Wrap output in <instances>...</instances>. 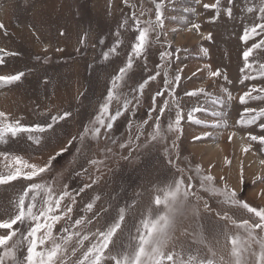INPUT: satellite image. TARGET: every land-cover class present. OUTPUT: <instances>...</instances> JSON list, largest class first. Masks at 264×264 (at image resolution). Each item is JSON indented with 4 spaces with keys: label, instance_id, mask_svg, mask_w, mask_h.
<instances>
[{
    "label": "rangeland",
    "instance_id": "374dc122",
    "mask_svg": "<svg viewBox=\"0 0 264 264\" xmlns=\"http://www.w3.org/2000/svg\"><path fill=\"white\" fill-rule=\"evenodd\" d=\"M214 2L215 0H200V3L197 0H164L166 19L159 41H156L153 33V43L148 49L146 61L141 58L134 62L122 88L124 96L131 102L130 110L115 122L110 136L102 135L98 141L90 136L85 137L83 143L79 138L74 141L73 146L54 161L50 172L41 174L33 181L21 178L10 184L0 185V220L15 214L19 196L30 183L49 185L57 195L67 185L68 191L76 200L71 214L73 220H61L55 225L53 234L61 235V228L64 226L71 229V223L76 218L92 217L93 212L106 209L89 225L94 231L98 223L100 229L104 230L118 216L119 208L127 206L125 222L117 240L118 246L122 248L128 243V237L135 234L134 225L139 222L141 215L153 206L156 189L172 182L174 178H180L175 167L168 164L169 157L163 151L165 146L171 148L174 139L178 147L171 150V159L184 170L183 178L186 183L188 176L193 177L194 190L202 199L199 202L192 200V205L198 207L199 215L188 212V218L184 222L186 232L177 233L169 251L179 253L184 259L189 255L205 257L207 247L198 243L201 233L206 238V244L216 247L215 239H223L225 228L232 233L237 231L231 223L225 224L219 219L216 213H226L238 223L243 220L254 223L258 220L254 214L238 206L222 205L221 197L211 196L199 188L197 168L202 174L213 176L216 187L223 189L227 186L229 190H236L238 199L250 207L264 208V182L258 179L264 178V164H261L264 160V145L248 139L249 133L259 136L264 135V131L257 125L243 127L237 123L245 107L239 104V95L253 84H264L259 79L240 83L244 74L241 72L242 52L246 48L240 36L245 27L251 26L253 22H260L258 11L248 13L246 8L259 5L260 0H233L232 5L227 0H221L218 19H214V9L203 7L204 3ZM226 7L233 8L231 19L225 14ZM141 10L146 13L140 17L142 20L149 17L155 19V6L151 0H127V4L125 0H0V23L5 26L0 29V48L6 52L19 53L17 56L5 57V63L0 65V75L25 72V77L18 83L0 85V111L5 112L10 120L20 119L22 124L29 126L50 122L52 115H62L65 111L72 113L66 120L55 125L54 130L42 134L39 145L28 141L26 137L9 139L7 144H0V152L21 155L31 163L42 165L72 137H79L83 133L84 127L98 114L111 78L124 66L131 51L135 32L120 26L133 12L139 15ZM131 23L129 20V24ZM193 24L200 25L199 31L192 28ZM61 31L65 32L64 36L60 35ZM117 31L121 33L119 37L116 36ZM208 33L212 34L211 41L204 38ZM100 39L105 40L104 45L99 44ZM117 39L121 41L117 54L105 62L103 52L112 47ZM255 39L259 40L260 37ZM81 40L85 41L83 45ZM251 43L249 41L248 46ZM45 47L47 52L44 51ZM58 47L64 51H56ZM78 47L81 49L79 52L76 51ZM204 48L208 49L207 56L201 51ZM165 50L173 53L170 66H165L169 78L174 77L179 68H183L180 73L181 81L175 86L176 98L185 116L182 121L183 134L167 132L168 123L174 120L175 109H165L160 123L167 139L160 143H147L148 135L155 126V117L159 115V107L165 99H172L166 91L163 96L156 97L157 111L152 112V118L149 119L153 96L165 88V69L158 67L162 63L159 54ZM253 59L264 63V51L254 54L250 62ZM89 65L97 70L93 72ZM205 65H211L212 70L220 69L231 83L225 81L223 76L209 78ZM197 69L204 71L192 76ZM158 71L160 75L155 80H149L144 92L139 93V83L156 75ZM200 87L208 95H185V92ZM223 87H227L235 99L221 106L214 101L218 97L226 99L221 92ZM257 105L264 106V103L250 102L249 106ZM197 106H203L209 113L212 110L222 112L223 115L219 118L212 117L209 113L196 114L209 124L218 119L220 126L214 128L189 123L187 113ZM115 107L116 103L113 102L111 111L114 112ZM144 120H148V123L143 124ZM140 125H143L142 135ZM101 131L104 132L103 129ZM203 132H210L211 135L206 139L193 141L194 136ZM137 135H140L139 141L135 139ZM129 139L140 147L132 151L131 157L125 160L121 157L128 156L130 149L121 150L119 144L126 143ZM146 143L147 147L144 146ZM245 147H249L248 152L244 151ZM106 148L112 149V152L105 154ZM91 160H96L97 163L94 165ZM5 163L11 164V161L5 162L0 157V174L6 175L9 171ZM85 184H91V187L77 194ZM97 196L98 200L95 199ZM42 199L43 193L37 198L38 204ZM204 201L213 210L211 213L204 211ZM89 202H94L93 212L85 211ZM69 203L71 200L66 198L62 207ZM25 223L30 224L27 221ZM13 227L16 229L21 226L17 224ZM6 231L0 229V234ZM257 233L264 235L259 230ZM23 234H27L26 230ZM18 237L22 239L20 233ZM87 246L89 242L86 241L85 248ZM26 249L27 242L22 251L17 252V257L25 256ZM81 251L77 252V257L81 255ZM5 264L14 262L6 258Z\"/></svg>",
    "mask_w": 264,
    "mask_h": 264
},
{
    "label": "snow or ice",
    "instance_id": "6c2138e0",
    "mask_svg": "<svg viewBox=\"0 0 264 264\" xmlns=\"http://www.w3.org/2000/svg\"><path fill=\"white\" fill-rule=\"evenodd\" d=\"M155 6V19L151 17L142 20L140 17L146 13L141 10L139 15L133 12L130 18H126L120 27L130 28L135 32L134 42L131 43V51L127 55V60L124 66L120 67L117 74L111 78L110 87L107 89L106 96L99 106L98 114L93 120L89 121V125L84 127L83 133L79 137H72L65 146L61 147L53 155H50L44 164L31 163L21 155H12L9 152H0V157L5 162L11 161V164L5 163V167L9 169L8 173L0 174V185L10 184L12 181L23 178L27 181H33L34 178L50 172L54 167V161L62 156L73 146V142L78 138L83 143L85 137L90 136L93 140H99L103 135L110 136L114 128L115 122L126 112L130 110V101L122 92L124 82L130 70L133 69L135 61H140L143 58L147 59L148 49L153 43L151 36L155 33L156 41H159L162 30L165 27L164 15V0H151ZM200 3V0H197ZM229 5L233 4V0H227ZM127 4V0H125ZM135 7V5H132ZM205 9H214L215 17L218 19L221 14V0H215L214 3H204ZM151 12V9L147 10ZM248 13H259V23L253 22L251 26L243 29V34L240 40L246 45L242 52L243 68L241 72L244 73L240 83L245 81H264V63L256 60H251L254 54L264 51V0H260L259 5L248 6L246 8ZM225 14L229 19L233 17V8L226 7ZM173 19H175L173 17ZM129 20L132 21L129 24ZM4 25L0 23V29H4ZM192 28L199 31L200 25L193 24ZM191 30V29H189ZM61 36L65 32H60ZM121 33L117 31L116 36L119 37ZM166 35V33H165ZM256 37H260L256 40ZM205 39L211 41L212 34L208 33ZM249 41H252L248 46ZM81 45L85 43L80 41ZM100 45L105 44L104 39L99 40ZM121 41L116 40L112 47L104 51L102 56L105 62L110 60L112 55L117 54ZM47 47L44 51L47 52ZM81 49H76L79 52ZM56 51L63 52V48H56ZM205 56L208 55V49H201ZM19 53L6 52L5 49L0 48V65L5 63L6 56H17ZM173 53L169 51H162L159 54V59L162 62L158 67L164 70V91L156 92L152 98L153 107L149 111V119L151 113L157 111L156 97L164 95L166 91L172 98L171 101L165 99L161 107H159V115L155 117V126L148 135L147 143L164 142L167 137L162 131L160 117L165 114V109H175L174 120L167 125V132H175L179 135L183 134L182 121L185 119L183 110L181 109L175 94V86L181 81L180 73L183 68H179L174 77L169 78V73L166 70V65H169ZM47 63V60H45ZM93 72L97 69L89 65ZM208 69L207 75L209 78H216L223 76V79L228 83L226 74H223L220 69L212 70L211 65H205ZM204 69H197L192 73L196 76L197 72H203ZM160 75L158 71L156 75L149 76L148 79L139 83L137 91L143 93L148 85L149 80H155ZM25 77V72L20 71L14 75H0V85L16 84ZM47 83V81H45ZM226 96L224 98H217L214 103H219L221 106L230 103L235 97L227 89H221ZM200 94L208 95L203 87L194 91L185 92L188 97H197ZM83 95V93L81 94ZM239 104L244 105L243 113L240 115L237 123L243 127L257 125L264 131V106L257 105L255 107L249 106L250 102L264 103V84H253L239 95ZM113 102L116 103L115 111H111ZM197 113H209V110L203 106L193 107L187 113V121L191 124L204 127H219V120L209 124L207 121L198 118ZM212 117L219 118L223 115L222 112L212 110L209 113ZM72 115L71 112L65 111L62 115H52L50 122L36 123L33 125H25L21 123L20 119L10 120L5 112L0 111V144H7L9 139L15 140L17 138L26 137L28 141L39 145L41 143V135L54 130V126L60 121L66 120ZM148 120H144L143 124H147ZM129 127L131 125L129 124ZM141 135L143 125L139 126ZM104 130L102 133L101 130ZM211 135L210 132H203L200 135L194 136L193 141L206 139ZM235 135V133L233 134ZM137 141L140 140V135L135 137ZM178 139V136H177ZM231 139V137H230ZM248 139L257 141L264 145V135L248 134ZM147 143L144 145L147 147ZM155 147V144L152 145ZM139 145L129 139L126 143H120L119 148H129V155L122 156V159L128 160L131 157L132 151L136 150ZM178 147L176 140L171 143V148L165 146L163 151L168 158V164L175 167L176 171L180 173V178L173 179L172 182L163 187L156 189V194L153 200V206L147 209L145 214L141 215L139 222L134 225L135 234L128 237V243L123 247H119L117 240L118 233L122 232V224L125 222L126 207H120L118 216L113 218L106 229L101 230L98 223L95 225V230L89 228L93 219L99 217L101 211L93 212L94 202H89L85 206V211L93 212L92 217H80L71 223V229L67 226L61 228V235L53 234L55 225L61 220L67 218L68 222L73 220V205L76 203L75 197L68 191V186L65 185V190L59 195L53 192L51 186L44 183H30L19 196L16 203V211L7 219L0 220V229L7 230L0 234V264H5L6 258L13 261L14 264H264V208L250 207L246 202L238 199L236 190H229L227 186L223 189L218 188L214 184L215 178L211 175H204L200 169H196L197 175L200 177L199 188L209 193L211 196L221 197L220 203L222 205H233L245 209L248 213L254 214L258 220L250 223L249 220L237 222L226 213L221 215L216 213L217 217L224 221L225 224L231 223L237 231L235 233L229 232L227 228L223 230V239H215L216 247L212 244H206V238L201 233L198 238V243L205 244L207 247V255L205 257H198L197 255H189L187 259L182 258L179 253L169 251L170 245L174 244L177 238V233L184 234V222L188 218V212L191 211L193 215H199V210L196 205H192V200L196 202L201 201L202 197L194 190L192 183L193 177H187V183L183 178L184 170L181 169L173 159H171V150ZM250 147V146H249ZM249 147H245L244 151L248 152ZM81 151V149H77ZM105 154L112 152V149L106 148ZM179 157L177 156V159ZM92 164H96V160H91ZM264 164V160L261 161ZM86 171V169H85ZM221 179H224L221 177ZM264 182V178H258ZM96 181H93L95 183ZM241 182L243 177L241 176ZM91 187V184H85L77 191V194L83 192L84 189ZM43 193V199L38 204L37 198ZM31 194V195H30ZM66 198L71 200V203L63 205L62 202ZM96 200L99 199L97 196ZM27 201V203H26ZM203 208L205 212L211 213L213 210L209 207L207 201H204ZM30 222L26 225L25 222ZM19 224L21 227L14 229V225ZM26 230V235L23 232ZM18 233L22 239L18 237ZM16 238V239H14ZM115 238V239H114ZM89 242V246L85 248V242ZM11 242V244L9 243ZM27 242L26 255L22 258L17 257V252L22 251V247ZM74 242V246H73ZM47 245V246H46ZM111 245V248H110ZM83 249V251H81ZM81 251L79 257L77 252ZM225 252L227 255H225ZM76 257V259H71Z\"/></svg>",
    "mask_w": 264,
    "mask_h": 264
},
{
    "label": "crops",
    "instance_id": "0c3cea01",
    "mask_svg": "<svg viewBox=\"0 0 264 264\" xmlns=\"http://www.w3.org/2000/svg\"><path fill=\"white\" fill-rule=\"evenodd\" d=\"M5 231V230H4Z\"/></svg>",
    "mask_w": 264,
    "mask_h": 264
}]
</instances>
